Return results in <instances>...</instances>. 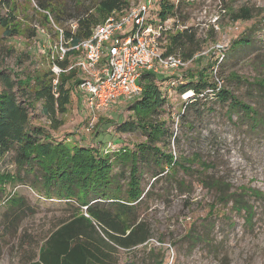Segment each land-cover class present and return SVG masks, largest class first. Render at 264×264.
Wrapping results in <instances>:
<instances>
[{
  "label": "rangeland",
  "instance_id": "374dc122",
  "mask_svg": "<svg viewBox=\"0 0 264 264\" xmlns=\"http://www.w3.org/2000/svg\"><path fill=\"white\" fill-rule=\"evenodd\" d=\"M12 1L17 35L4 37L0 28V71H6L16 82L52 69L61 27L53 22L52 14L38 10L36 0ZM53 1L65 9L66 14L62 16L65 19L79 18L90 12L95 13L102 24L121 13L101 16L98 7L104 0ZM123 1L122 12L144 0ZM242 9L251 12V20L235 21L232 11ZM7 14V7L0 5V16ZM177 14L178 31L192 29L199 41L196 45L199 52L185 67L171 75H158V78L175 76L186 80L201 75L213 82L212 69L217 62L215 54L208 51L213 44L225 42L228 50L220 68V78L239 101L252 105L258 115L264 117L263 93L254 85L255 81H264V0H188L178 7ZM75 23V18L68 20L63 28L73 30ZM174 34H167L165 38L170 39ZM247 36L254 41L253 46L234 52L233 44ZM168 39L162 42L163 46L169 44ZM203 53L206 54L200 56ZM73 59L71 56V62ZM230 74L240 79L229 80ZM167 88L164 111L165 117L171 119L168 126L174 133L167 151H172L186 170L177 169L173 177L164 174L154 183L150 168L144 169L143 186H147L146 191L151 184L154 186L139 217L149 226L151 238L131 249L111 245L108 250L114 263L264 264V201L251 195L253 192L264 194L263 124L247 120L242 110L231 112L229 103L221 104L211 99L200 101L195 109L183 113L185 98L177 87ZM86 98L79 89L72 93L67 113L58 116V130H52L43 117L35 122L48 127L56 139H65L74 146L92 147L111 160H115L122 149L146 141L140 131L118 134L116 125L112 124L129 118L133 102L121 99L110 109L95 111L89 108ZM255 125L260 127L254 129ZM193 155L209 164V169L203 170L198 162L193 163ZM127 169L115 166L113 172L124 188ZM17 172L14 154L0 161V174L5 181V192L0 191V264H29L36 260L39 248L49 234L77 212L65 202L39 197L30 187L32 175L21 172L16 182L9 181L4 175H16ZM217 180L230 186L229 194L242 195L243 201L254 208L252 224L246 222L245 212L239 214L232 209V202L220 203L217 189L208 184ZM18 200L21 205L15 206L20 203ZM21 209H25V214H20V218L9 224ZM189 232L198 239H189Z\"/></svg>",
  "mask_w": 264,
  "mask_h": 264
},
{
  "label": "trees",
  "instance_id": "16d2710c",
  "mask_svg": "<svg viewBox=\"0 0 264 264\" xmlns=\"http://www.w3.org/2000/svg\"><path fill=\"white\" fill-rule=\"evenodd\" d=\"M12 2L0 0V5L8 9L6 16H0V28L7 38L17 35V19ZM185 2L188 0H159L158 10L153 11V15L160 21L174 20L169 34H175L170 39L166 38L169 44L163 46L165 54L177 55L189 61L199 52L196 47L199 41L190 28L178 31L180 23L177 11ZM36 4L40 12L52 14L53 22L63 31L64 40L71 39L73 44L90 38L93 29L100 24L95 13L87 12L79 18L65 19L62 17L66 14L65 9L55 5L53 0H36ZM124 7L123 0H104L99 4L98 13L108 16L122 12ZM232 14L235 21L252 19L247 9L232 11ZM73 18L76 19L75 31L63 28L64 22ZM253 44L250 37H243L233 44L236 48L234 52L251 48ZM72 55L69 54L64 61L52 60V65L56 62L64 70L58 76L50 69L15 82L6 71H0V161L14 154V163L18 168L16 175H4L11 182H16L21 172L32 175L30 187L39 197L46 201L65 202L77 211L49 234L39 248L37 259L29 264H115L108 250L111 245L131 249L149 241L150 228L139 217L141 207L150 198L149 191L164 174L173 177L177 169L186 170L184 163L172 151H167L174 139V133L168 126L171 119L165 117L164 111L168 99L167 87H177L180 95H187L183 113L195 109L200 101L211 99L221 104L229 103L231 112L242 110L247 120L264 126V117L258 115L255 107L239 101L228 91L223 79L219 86L201 75L183 80V77L175 76L160 79L155 74L146 73L141 82L142 94L125 99L133 102L129 118L121 123L112 122L118 134L140 131L146 138L144 143L122 149L116 154L115 160L92 147L70 145L65 139H56L48 127L37 125L35 121L43 117L52 130H58V116L67 113L72 93L79 89L83 78L78 69L65 72L72 63ZM223 62L219 66V77ZM228 79L239 80L240 77L230 74ZM255 82L254 85L261 88L264 97V81ZM258 127L253 126L254 129ZM95 135L98 136V133ZM191 161L198 162L203 170L209 169L210 165L201 162L198 155H193ZM115 166L122 170L128 168L126 188L113 173ZM146 168H150L154 179L148 191L142 183ZM3 182L0 174L1 192H5ZM208 184L217 189L221 204L232 202V209L239 214L245 212L246 222L252 224L254 208L243 201L242 195L229 194L230 186L220 180ZM251 195L264 201V194L253 192ZM18 205L21 202L15 206ZM20 214L24 215L25 209H21L9 224L20 218ZM188 238L192 241L198 239L192 232H189Z\"/></svg>",
  "mask_w": 264,
  "mask_h": 264
},
{
  "label": "built area",
  "instance_id": "2783aa9c",
  "mask_svg": "<svg viewBox=\"0 0 264 264\" xmlns=\"http://www.w3.org/2000/svg\"><path fill=\"white\" fill-rule=\"evenodd\" d=\"M158 6L159 0H144L97 25L90 38L77 44L71 39L65 41L60 30V42L54 48L56 58L53 59L64 61L73 53L74 59L65 72L81 71L83 78L79 90L87 96L91 110L110 109L121 99L139 97L143 91L142 77L146 73L171 75L187 65L188 61L180 56L165 54L162 42L166 41L165 36L172 30L174 20L160 21L154 17L153 11ZM72 28L75 31L76 26ZM227 50L225 42H217L208 51L216 56L212 74L219 86L222 80L218 69ZM52 70L57 76L64 72L56 62Z\"/></svg>",
  "mask_w": 264,
  "mask_h": 264
},
{
  "label": "bare ground",
  "instance_id": "6f19581e",
  "mask_svg": "<svg viewBox=\"0 0 264 264\" xmlns=\"http://www.w3.org/2000/svg\"><path fill=\"white\" fill-rule=\"evenodd\" d=\"M186 98H187V96H186Z\"/></svg>",
  "mask_w": 264,
  "mask_h": 264
}]
</instances>
